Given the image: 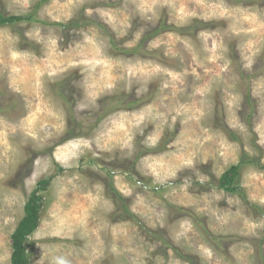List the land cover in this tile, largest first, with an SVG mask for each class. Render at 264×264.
Wrapping results in <instances>:
<instances>
[{"label": "rangeland", "instance_id": "1", "mask_svg": "<svg viewBox=\"0 0 264 264\" xmlns=\"http://www.w3.org/2000/svg\"><path fill=\"white\" fill-rule=\"evenodd\" d=\"M36 15L0 26V264L43 179L30 264H264V170L243 165L244 196L219 187L245 153L264 164V0Z\"/></svg>", "mask_w": 264, "mask_h": 264}, {"label": "trees", "instance_id": "2", "mask_svg": "<svg viewBox=\"0 0 264 264\" xmlns=\"http://www.w3.org/2000/svg\"><path fill=\"white\" fill-rule=\"evenodd\" d=\"M46 1L48 0H42L38 2L34 7V11L28 14L6 15L4 14V12H0V26H14L17 23L34 21L37 17L36 13L38 9H40L42 4ZM72 25L73 27L74 25L77 26L76 23H73ZM63 27L66 28V25ZM145 150H143V152ZM245 164H254L259 169L264 170V164L261 161V157L251 158L245 153L238 164L232 165L221 175L219 179V187L230 193L241 194L244 196L243 190L241 188V169ZM49 181L50 179L40 180L37 187L33 190L25 204V215L20 220L12 234V264H30L28 239L39 226L41 211L44 205L41 192L45 191L47 185L49 184ZM260 211L263 212L261 208ZM207 236L209 237L208 239L211 243L217 245L218 249H221L223 244L227 243V241H225L224 239H228L227 236H218L209 232ZM228 247L229 246L226 245L225 250H227ZM179 256L183 257V255L180 253ZM190 264H194V262L190 261Z\"/></svg>", "mask_w": 264, "mask_h": 264}]
</instances>
